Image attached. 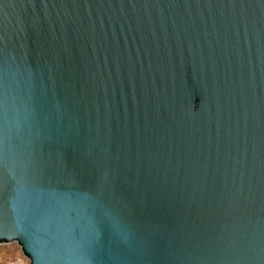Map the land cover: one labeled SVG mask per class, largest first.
<instances>
[{"label": "water", "instance_id": "95a60500", "mask_svg": "<svg viewBox=\"0 0 264 264\" xmlns=\"http://www.w3.org/2000/svg\"><path fill=\"white\" fill-rule=\"evenodd\" d=\"M31 264H264V0H0V243Z\"/></svg>", "mask_w": 264, "mask_h": 264}, {"label": "rangeland", "instance_id": "374dc122", "mask_svg": "<svg viewBox=\"0 0 264 264\" xmlns=\"http://www.w3.org/2000/svg\"><path fill=\"white\" fill-rule=\"evenodd\" d=\"M0 264H31V261L17 241L1 242Z\"/></svg>", "mask_w": 264, "mask_h": 264}]
</instances>
